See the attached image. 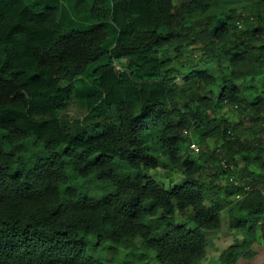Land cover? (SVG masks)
<instances>
[{
    "label": "trees",
    "instance_id": "trees-1",
    "mask_svg": "<svg viewBox=\"0 0 264 264\" xmlns=\"http://www.w3.org/2000/svg\"><path fill=\"white\" fill-rule=\"evenodd\" d=\"M75 12L92 26L0 0V264H116L118 248L130 264H264V0H77ZM82 96L91 122L74 128ZM221 167L235 191L219 187Z\"/></svg>",
    "mask_w": 264,
    "mask_h": 264
},
{
    "label": "rangeland",
    "instance_id": "rangeland-1",
    "mask_svg": "<svg viewBox=\"0 0 264 264\" xmlns=\"http://www.w3.org/2000/svg\"><path fill=\"white\" fill-rule=\"evenodd\" d=\"M77 0H28L31 8L33 10H43L46 8H56L59 11L60 14V20L69 28L72 29H76L78 31L80 30H86L88 28H90L92 26V22H90L88 20V16H83V15H77V13L75 12V3ZM175 3L179 4L180 1L183 0H174ZM198 46L194 45L192 47L189 48V52L193 54L194 59L199 60L200 59V55L197 49ZM212 69H216V68H212ZM261 85V84H260ZM254 94H250L251 96V100L254 99L253 97ZM85 98L84 96L79 97L77 99H75V101L72 102V104L70 105L68 111L66 112V119L69 122V124L71 126H73L74 128H78V127H82L84 125H86L87 123L91 122V119L88 118L90 112L87 110V108L85 107V102H84ZM221 113H224L226 117H229V123L230 124H236L239 122H243L245 125H247L248 127L252 125V120L249 118H243L242 116L239 115V113L236 110H233L230 107H224L221 110ZM186 135V134H185ZM243 137H249V131H246L245 129L242 132ZM263 141H264V135L262 136ZM193 140L196 141L195 137L193 136ZM196 144V143H195ZM218 146H220L218 143L215 142V140H210L209 142V148L211 153H217L219 155H221V151L218 150ZM191 147L193 148V151L190 153V155L192 157L194 156H198L200 155V153L202 152L203 146L200 144H196V147L198 149H196L195 147H193L191 145ZM188 154V153H187ZM238 163L243 166L244 162L243 161H239ZM253 166L255 167L256 165L253 164ZM222 172L223 167H221L219 169V172ZM151 174L162 183V181H166L167 183H171L173 185L178 184L180 182H182L183 180V176L182 174L176 173L173 175V180H170V177L168 176V173L166 170L163 169H154L151 170ZM229 175H225L221 174L220 179L218 181V185L219 187H223L226 190L231 191H235L236 190V186L238 185L236 182H233L234 184H232L231 182L228 183L227 182V177ZM240 197V196H238ZM208 205H210L209 203H207ZM177 220L179 223H184L185 220L181 215L177 216ZM230 236L226 235L225 233H223V235L220 237V239H228ZM215 239H217V237L215 236ZM137 244L140 245L141 244V240H137ZM222 245L219 244L218 246ZM114 250L111 249L110 253L108 254V256L113 255ZM117 262L116 264H130L131 261L133 260V254L132 252L128 251L125 248H118L117 251ZM140 254V253H137ZM146 262L148 264H159L157 256L155 253H150L148 258L146 259Z\"/></svg>",
    "mask_w": 264,
    "mask_h": 264
},
{
    "label": "built area",
    "instance_id": "built-area-1",
    "mask_svg": "<svg viewBox=\"0 0 264 264\" xmlns=\"http://www.w3.org/2000/svg\"><path fill=\"white\" fill-rule=\"evenodd\" d=\"M192 146L195 147L196 149H198V148L196 147V144H192Z\"/></svg>",
    "mask_w": 264,
    "mask_h": 264
}]
</instances>
